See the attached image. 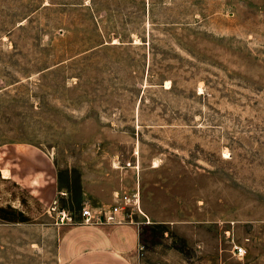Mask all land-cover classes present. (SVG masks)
Instances as JSON below:
<instances>
[{
    "label": "rangeland",
    "instance_id": "1",
    "mask_svg": "<svg viewBox=\"0 0 264 264\" xmlns=\"http://www.w3.org/2000/svg\"><path fill=\"white\" fill-rule=\"evenodd\" d=\"M16 144L130 169L155 213L137 264H264V0H0ZM24 195L0 176V264H60L65 209Z\"/></svg>",
    "mask_w": 264,
    "mask_h": 264
},
{
    "label": "crops",
    "instance_id": "2",
    "mask_svg": "<svg viewBox=\"0 0 264 264\" xmlns=\"http://www.w3.org/2000/svg\"><path fill=\"white\" fill-rule=\"evenodd\" d=\"M104 170L70 169L65 173L50 155L29 144L0 150V176L25 191L27 208L49 207L57 201L73 216L75 223L63 225L58 236L60 264H137L142 228L149 225L144 219L155 213L147 195L140 199V210L122 202L124 194L136 189L135 179L125 177L131 176L130 169L124 172L109 166ZM117 205L121 211L115 224L82 222L85 207L102 215Z\"/></svg>",
    "mask_w": 264,
    "mask_h": 264
},
{
    "label": "built area",
    "instance_id": "3",
    "mask_svg": "<svg viewBox=\"0 0 264 264\" xmlns=\"http://www.w3.org/2000/svg\"><path fill=\"white\" fill-rule=\"evenodd\" d=\"M122 202L129 207H134L140 210V193L139 190L136 189L131 194H124L122 197ZM57 201H55L52 205L53 209L57 208ZM121 211V206H113L108 212L104 214H96L90 207H85L82 210L83 223L87 224H98L101 222H107L111 224H115L118 222V216ZM59 219L61 224H74L75 220L72 215L68 214L65 210L59 211ZM234 254L237 256H244L246 254V249L244 246L239 244H234Z\"/></svg>",
    "mask_w": 264,
    "mask_h": 264
}]
</instances>
